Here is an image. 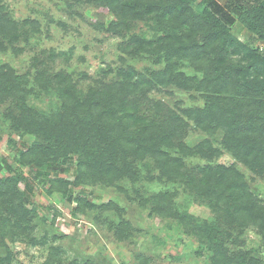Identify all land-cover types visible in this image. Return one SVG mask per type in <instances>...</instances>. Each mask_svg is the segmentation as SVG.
Listing matches in <instances>:
<instances>
[{
    "label": "trees",
    "instance_id": "1",
    "mask_svg": "<svg viewBox=\"0 0 264 264\" xmlns=\"http://www.w3.org/2000/svg\"><path fill=\"white\" fill-rule=\"evenodd\" d=\"M88 1L105 4L113 13L117 20L107 28L113 34L120 33L126 22L152 20L160 36L147 42L131 37L127 45L150 48L155 65L164 66L147 75L117 68L110 80L104 77L111 69L93 80L83 76L90 81L83 90L68 74L47 73L46 61L40 57L33 59L34 74L18 75L0 65V105H8L6 118L17 132L35 138L20 153V160L37 170L74 162L73 182L48 179L51 189L68 204H76L71 210L74 217L91 211L97 223L106 214L118 241L132 242L136 229L120 212L112 215L111 205L91 203L83 191L75 196L73 187L128 183L141 191L139 206L147 208L149 216L166 221L167 232H178L196 243L193 254L204 256L208 264H264L263 255L242 249L241 236L253 228L264 251V201L252 194L239 167L264 178V53L240 43L229 27L236 20L264 48V0H225L221 8L215 0ZM35 25H19L0 6V51L3 41L13 45L24 28L34 33ZM181 59L193 67L191 78L176 71ZM30 80L56 92L60 102L56 118L43 119L22 102L30 92ZM172 86L196 93L202 105L175 111L148 97L155 89ZM189 131L206 137L188 147L184 138ZM223 153L233 158L229 166L214 163ZM189 158L205 163L187 169ZM150 164L158 173L154 180L172 190L149 193ZM50 174L42 173L47 178ZM19 183L24 184L21 192L15 189ZM31 185L20 173L0 180V231L11 240L30 237L33 229L22 225L39 216L33 205L28 208ZM179 191L205 206L210 215L193 217L182 209L176 199ZM53 254L58 259L59 251ZM134 258L139 264L150 262L141 253ZM85 264L105 263L86 260Z\"/></svg>",
    "mask_w": 264,
    "mask_h": 264
},
{
    "label": "rangeland",
    "instance_id": "2",
    "mask_svg": "<svg viewBox=\"0 0 264 264\" xmlns=\"http://www.w3.org/2000/svg\"><path fill=\"white\" fill-rule=\"evenodd\" d=\"M224 2L225 0H215L220 8ZM0 6L19 25H24L25 22L36 23V31L33 33L29 27L28 30L24 28L25 33L20 34L15 44L3 41L0 65L9 67L18 75L26 72L34 74L37 65L33 59L40 57L43 63L46 61L44 65L47 73L68 74L84 90L90 83L87 79L101 77L108 69L111 71L106 74L105 80L114 77V70L117 68H131L147 75L164 66L155 65L154 56L148 52L150 48L138 50L136 45H127L131 37L147 42L160 36L152 20L126 22L120 33L113 34L107 28L117 19L102 3L88 0H0ZM229 27L230 33L240 43L264 53L262 44L236 20L232 19ZM132 51L133 54H130ZM42 52L46 53L45 56ZM175 67L176 71L184 74L185 79L191 78L194 69L185 59L178 61ZM29 82L30 92L23 96L22 102L31 113L36 115L37 112L43 119L56 118L60 103L56 92L37 85L33 80ZM167 93H171L170 96ZM148 97L163 102L175 111L180 107H197L203 103L196 93H185L174 86L155 89ZM6 107L8 108L7 104L0 105V180L13 173H20L27 178L33 189L28 208L33 205L39 216L22 225L23 228L33 229L30 237L19 236L16 240H11L0 231V264H85L86 260L91 263L103 260L105 264H139L134 258L136 253L149 258V264H208L204 256L197 257L193 254L196 243L178 232H167L166 221L149 216L148 209L139 206L140 196L137 195H141V191L128 183H117V187L79 185L72 189L75 196L83 191L91 203L111 205L114 207L112 215L120 212L122 219L136 229L132 242L115 239L105 219L106 214L99 216L97 223L94 222L95 215L91 211L74 217L71 210L76 204L64 201L60 192L51 189L52 184L48 182L50 179L72 183L75 177L74 162L71 165H55L53 168L43 167L40 170L34 164L25 165L20 160V153L25 152L35 138L24 134L22 130L17 132L10 126L6 118ZM205 137L202 132L189 131L184 142L192 147ZM233 162V158L226 153L214 161L225 166ZM204 163L198 158H189L185 160V167L191 169ZM7 167H10V172ZM239 167L248 180L252 194L264 201V178L252 175L241 165ZM147 170L153 177L149 183V193L161 188L172 190L171 186L163 187L159 181L154 180L158 173L152 165ZM39 171L51 174L47 178ZM15 189L23 191L24 184L19 183ZM176 199L181 208L193 217L206 218L210 215L205 206L191 202V198L181 191ZM0 215L3 217V214ZM0 228H3V223H0ZM241 238L244 242L242 249L264 256L261 239L255 229H246ZM56 250L59 251L58 259L53 254Z\"/></svg>",
    "mask_w": 264,
    "mask_h": 264
}]
</instances>
